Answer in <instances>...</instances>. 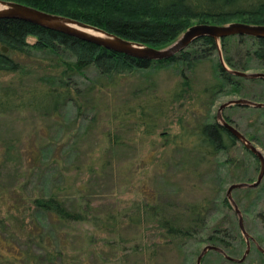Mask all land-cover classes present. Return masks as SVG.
<instances>
[{
    "label": "trees",
    "instance_id": "obj_1",
    "mask_svg": "<svg viewBox=\"0 0 264 264\" xmlns=\"http://www.w3.org/2000/svg\"><path fill=\"white\" fill-rule=\"evenodd\" d=\"M0 1L22 4L75 20L158 50L169 47L195 24L225 26L239 22L264 26V0ZM219 47L223 63L230 71L264 70V39L228 37L220 39ZM207 64L211 69L207 85L200 93L195 94L197 71ZM166 70L172 71L177 81L165 97L153 95L145 100L135 98L133 101H139L126 102L117 111H110L111 104H104L114 93L113 90L122 83L142 78L153 84L155 76ZM0 77L4 79L0 81V119L25 112L43 118L57 117L75 106L79 108V115H82L83 108L97 110L98 107H104L102 111L111 113V122L108 123L120 121L118 128H124L123 119H128L134 121L142 135L152 136L169 113L177 112L175 106L181 111L189 104L192 114L200 113L202 118L196 117L194 124H182L180 132L169 136L164 147L171 145L176 149L186 148L193 153V173H198L201 165L217 167L210 197H204L200 202L185 203L181 207L175 204L180 207V212L171 210L175 209L174 205L162 207L156 202L142 201L132 212L109 216L104 222L98 216L93 200L87 196L85 184L72 188L74 190H70L71 187L69 190L65 188V194L44 190V193L27 197L21 203L19 199L23 197L21 192L23 194L26 190V177L21 182L18 175L12 180L5 179L3 175L4 170L11 166L14 156L20 155L17 152L18 140L0 139V264L82 262L79 257L70 258L69 238L63 239L61 248L53 245L54 238L48 228L54 226L68 229L74 225H87L94 230L111 232L125 225L141 226L150 223L159 228L163 245L170 249L176 248L179 251L192 240L195 245L205 243L219 248L228 257L239 258L244 240L238 228L237 217L230 214L233 210L223 195L227 177L235 164L227 159L222 160L239 142L211 114V103L218 96L239 95L245 90L243 82L247 80L232 75L223 67L215 40L200 38L168 60L148 61L23 21L0 19ZM252 81L264 84L263 80ZM155 86L156 83L153 87ZM240 109L246 111L249 108ZM223 118L236 128L230 118ZM244 136L250 142L253 141V138ZM106 138L109 148L124 147L118 132H108ZM103 159L100 174L111 165V162ZM88 170L93 172L94 169L89 167ZM199 175L193 174L195 177ZM242 179L239 183L250 182L248 179L241 181ZM239 191L252 199V208L255 209L262 203V208L254 214V220L259 221L264 228V182L256 189ZM234 193L232 198L241 214L249 213ZM224 209L229 212V219H233L228 226H223L224 221L219 218L222 215L220 211ZM243 222L246 233L250 236L244 217ZM90 242L93 243L92 236ZM254 242L255 249H250L246 260L241 264L264 262V254L258 250V247L264 250V241L260 237L255 240L250 237V247ZM155 254L153 252L151 255ZM253 254L256 256L255 261L249 259ZM211 256L222 264H237L213 251L202 258L201 264H211Z\"/></svg>",
    "mask_w": 264,
    "mask_h": 264
},
{
    "label": "rangeland",
    "instance_id": "obj_2",
    "mask_svg": "<svg viewBox=\"0 0 264 264\" xmlns=\"http://www.w3.org/2000/svg\"><path fill=\"white\" fill-rule=\"evenodd\" d=\"M210 70L207 64L197 71L194 81L195 94L200 93L207 85ZM248 72L264 73V70ZM0 81L4 79L0 77ZM176 81V75L170 70L156 75L153 84L150 80L137 78L114 89V93L104 104H111L110 111H117L126 102H138L139 100L133 101L135 98L145 100L153 95L165 97ZM245 82V90L239 95L216 97L211 103V114L216 116L219 107L231 100L247 99L264 103V84L252 80ZM155 83L156 86L153 87ZM103 109L104 107H98L97 110L86 107L81 109L82 115H79V108L75 106L57 117L43 118L25 112L0 119V139L18 140L17 152L20 155L14 156L11 166L4 170L3 175L8 180L18 175L21 182L26 177V190L23 194L21 192L23 197L19 199L21 203H24L27 197L44 193V190L65 194V188L69 190L71 187L70 190H74L72 188L85 184L87 196L93 200L98 216L106 222L109 216L132 212L142 201L156 202L162 207L175 204L181 207L185 203L200 202L204 197H210L217 167L201 165L198 167V173H193V153L186 148L176 149L171 145L164 147V142L169 136L180 132L182 124H194L198 116L201 119L200 113L193 115L189 104L181 111L175 106L177 112L169 113L154 135L145 136L134 121L123 119L124 128H118L120 121L108 123L111 122V113H106ZM204 111L205 109L201 112ZM222 114L230 118L243 135L253 138L251 142L264 156V109L249 108L244 111L240 107L232 106L226 108ZM108 132H118L124 147L109 148L106 138ZM103 157L111 162V165L100 174ZM225 159L233 161L235 167H232L233 171L227 177L223 195L229 185L239 183L241 178L248 179L249 183L256 181L259 162L242 144L237 143L222 158ZM89 167L94 169L93 172L88 170ZM193 174L200 175L195 177ZM234 192L245 210L249 211L247 214L242 212V217L245 218L250 237L253 240L260 237L264 241V228L259 221L254 220V214L262 208V203L254 209L250 205V197L239 190ZM180 207L175 206V209L171 210L180 212ZM221 212L219 218L224 221L222 225L228 226L229 221L233 219H229L227 210ZM230 214L237 217L233 211ZM48 229H51L55 246L61 248L63 239L69 238L70 258L79 257L84 264H196L201 250L207 245H195L190 240L179 251L176 248L170 249L163 245L159 228L151 223L141 226L125 225L111 232L94 230L87 225H74L68 229L54 226ZM91 236L93 243L90 242ZM255 247L256 242L250 249L253 251ZM245 250L244 240L239 258L235 259H240ZM153 252L156 254L151 255ZM210 259L211 264H222L212 256ZM249 259L255 261L256 256L253 254Z\"/></svg>",
    "mask_w": 264,
    "mask_h": 264
},
{
    "label": "water",
    "instance_id": "obj_3",
    "mask_svg": "<svg viewBox=\"0 0 264 264\" xmlns=\"http://www.w3.org/2000/svg\"><path fill=\"white\" fill-rule=\"evenodd\" d=\"M5 8L0 10V19L18 20L29 24H33L44 29L58 32L61 34L68 35L70 37L79 39L84 42L91 43L104 49L124 54L132 58L148 61H163L168 60L180 52L184 51L194 41L208 37L216 41L218 45V57L223 67L230 72L232 75L243 78L246 80H263L264 73L259 72H240L230 71L223 63L222 54L219 47V41L223 38L243 36L253 39H264V26H251L243 23H231L225 26H215L208 24H195L189 27L173 44L165 49H154L142 46L137 43L127 41L117 36L111 35L103 30L91 27L81 22L64 18L61 16L42 12L35 8L25 6L18 3L2 2ZM86 30L96 31L101 33L106 38L94 36L88 33ZM4 52H7L6 48H3ZM245 107V108H256L264 109V103L253 102L247 99L231 100L225 104H222L217 111V120L220 126H222L237 142L243 145V147L249 151L259 162V173L257 179L253 183H234L231 184L225 193V197L228 200L233 212L237 216L238 228L245 240L246 250L240 259L228 257L222 250L215 246L206 245L201 250V253L196 259V264H201L202 258L210 251L217 252L223 255L224 258L232 263H242L250 251V236L246 233L244 228L243 217L238 209L236 203L232 198V193L235 190L240 189H256L264 178V156L258 150V148L250 142L242 133H240L233 125L228 123L222 116V112L229 107ZM258 250L264 254V250L258 247Z\"/></svg>",
    "mask_w": 264,
    "mask_h": 264
},
{
    "label": "bare ground",
    "instance_id": "obj_4",
    "mask_svg": "<svg viewBox=\"0 0 264 264\" xmlns=\"http://www.w3.org/2000/svg\"><path fill=\"white\" fill-rule=\"evenodd\" d=\"M3 8H5L2 4H0V10H2ZM88 33L94 35V36H98V37H103V38H106L107 36L101 34V33H98L96 31H92V30H86Z\"/></svg>",
    "mask_w": 264,
    "mask_h": 264
}]
</instances>
